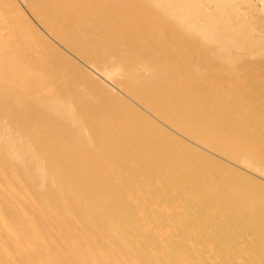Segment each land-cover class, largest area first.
<instances>
[{
    "label": "bare ground",
    "instance_id": "bare-ground-1",
    "mask_svg": "<svg viewBox=\"0 0 264 264\" xmlns=\"http://www.w3.org/2000/svg\"><path fill=\"white\" fill-rule=\"evenodd\" d=\"M0 0V264H264V1Z\"/></svg>",
    "mask_w": 264,
    "mask_h": 264
},
{
    "label": "rangeland",
    "instance_id": "rangeland-1",
    "mask_svg": "<svg viewBox=\"0 0 264 264\" xmlns=\"http://www.w3.org/2000/svg\"><path fill=\"white\" fill-rule=\"evenodd\" d=\"M264 0H251V2L255 5L256 4V6L258 7V8H262V5H263V2ZM263 8H264V6H263Z\"/></svg>",
    "mask_w": 264,
    "mask_h": 264
}]
</instances>
